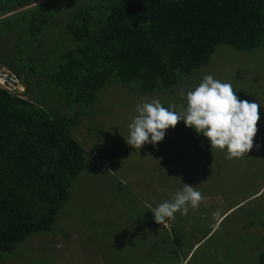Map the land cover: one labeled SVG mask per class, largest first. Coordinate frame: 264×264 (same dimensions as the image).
<instances>
[{
  "label": "trees",
  "instance_id": "obj_1",
  "mask_svg": "<svg viewBox=\"0 0 264 264\" xmlns=\"http://www.w3.org/2000/svg\"><path fill=\"white\" fill-rule=\"evenodd\" d=\"M38 1L0 0V66L14 72L33 96L21 98L0 88V264L23 240L52 232L78 176L104 174L72 133L81 118L92 115L102 88L117 82L140 95L172 93L182 78L209 63L218 46L264 49V0L32 5ZM60 9L65 16L58 24L59 44L46 47L43 37ZM13 31L20 37L9 50L2 41ZM139 209L128 216L141 225L145 213ZM117 260L114 254L107 258ZM254 264H264V248Z\"/></svg>",
  "mask_w": 264,
  "mask_h": 264
},
{
  "label": "rangeland",
  "instance_id": "obj_2",
  "mask_svg": "<svg viewBox=\"0 0 264 264\" xmlns=\"http://www.w3.org/2000/svg\"><path fill=\"white\" fill-rule=\"evenodd\" d=\"M60 11L43 37L46 47L56 46V41L59 44L58 24L65 16ZM18 37L19 32L13 31L2 42L11 50ZM208 74L230 83L240 100L259 105L258 131L248 154L227 159L226 148L212 150L210 140L183 120L167 129L164 139L155 145L146 143L135 149L126 143L138 104L158 99L165 107L175 105L176 111H183L187 92ZM172 91L140 95L117 82L99 91L92 115L81 118L72 133L87 155L101 164L104 174L94 170L89 176H78L52 232L23 240L16 252L4 257L3 264H113L107 261L113 254L116 264L257 261L264 248V49L239 52L218 46L206 66L192 77L182 78ZM30 92L22 97L33 99ZM184 183L201 192L198 209L193 211L189 205L187 215L177 212L166 225L156 223L150 209L171 200ZM139 208L145 213L141 225L128 216L140 214ZM217 211L220 215L214 217Z\"/></svg>",
  "mask_w": 264,
  "mask_h": 264
},
{
  "label": "clouds",
  "instance_id": "obj_3",
  "mask_svg": "<svg viewBox=\"0 0 264 264\" xmlns=\"http://www.w3.org/2000/svg\"><path fill=\"white\" fill-rule=\"evenodd\" d=\"M184 95L182 91L181 96ZM186 100L187 107L180 112L175 105L165 107L158 99L138 104V115L129 124L126 143L135 149L146 143L155 145L164 139L167 129L175 128L183 120L186 126L210 140L212 150L226 148L227 159L242 158L253 148L260 119L259 105L240 100L230 83L205 75L199 86L187 92ZM202 200L201 192L184 183L171 200L150 210L156 223L166 225L168 219H175L177 212L187 215L189 205L193 211L197 210ZM219 215V211L213 213L214 217Z\"/></svg>",
  "mask_w": 264,
  "mask_h": 264
},
{
  "label": "built area",
  "instance_id": "obj_4",
  "mask_svg": "<svg viewBox=\"0 0 264 264\" xmlns=\"http://www.w3.org/2000/svg\"><path fill=\"white\" fill-rule=\"evenodd\" d=\"M0 88L21 98L25 92V85L22 80L4 66H0Z\"/></svg>",
  "mask_w": 264,
  "mask_h": 264
}]
</instances>
